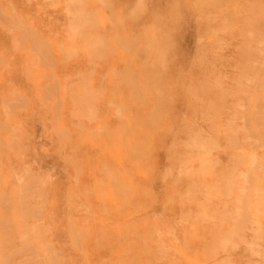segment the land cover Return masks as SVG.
Instances as JSON below:
<instances>
[{
    "label": "rangeland",
    "instance_id": "obj_1",
    "mask_svg": "<svg viewBox=\"0 0 264 264\" xmlns=\"http://www.w3.org/2000/svg\"><path fill=\"white\" fill-rule=\"evenodd\" d=\"M263 86L264 0H0V264H264Z\"/></svg>",
    "mask_w": 264,
    "mask_h": 264
},
{
    "label": "bare ground",
    "instance_id": "obj_2",
    "mask_svg": "<svg viewBox=\"0 0 264 264\" xmlns=\"http://www.w3.org/2000/svg\"><path fill=\"white\" fill-rule=\"evenodd\" d=\"M260 10H261V9H260ZM79 16H81V15L79 14ZM81 17H82V16H81ZM81 17H79V18H81ZM260 18H261V17H260ZM257 19H258V18H257ZM80 21H81V20H80ZM80 23H82V22H80ZM260 35H261V34H260ZM261 43H262V42H261ZM92 44H93V42H92ZM92 44H91V45H92ZM94 47H95V46H94ZM263 87H264V86H263ZM252 161H253V160H252ZM253 162L255 163V160H254ZM254 163H253V165H254ZM262 170H263V169H262ZM246 177H247V175H246ZM246 177H245V178H246ZM243 192H244V191H243ZM262 193H264V192H262ZM258 212H259V211H258ZM251 248H252V247H251ZM215 253H216V252H215ZM227 264H228V263H227Z\"/></svg>",
    "mask_w": 264,
    "mask_h": 264
}]
</instances>
